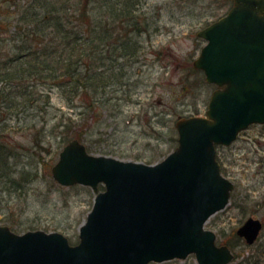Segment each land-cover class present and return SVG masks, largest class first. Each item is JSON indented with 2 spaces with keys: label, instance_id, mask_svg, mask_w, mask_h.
<instances>
[{
  "label": "rangeland",
  "instance_id": "374dc122",
  "mask_svg": "<svg viewBox=\"0 0 264 264\" xmlns=\"http://www.w3.org/2000/svg\"><path fill=\"white\" fill-rule=\"evenodd\" d=\"M231 3L89 0L88 11L97 29L100 23H107L118 26L124 36L129 31L126 43L122 48L100 47L104 48L98 53L101 61H96V55L91 57L92 68L103 69L106 74L102 82L99 77H84L83 81L97 79L95 86H102L92 95H75L74 88L71 93L72 82L67 86L68 93L55 86H38L49 90L43 95L48 99L39 98L36 104L25 106L15 103L7 110L0 121L5 125L0 140L5 157L9 155L8 172L0 171L6 173L0 175V225L6 224L19 234L34 229L58 231L71 244L78 243L79 228L96 193L88 185L62 186L54 180L50 170L60 150L81 132V142L93 155L147 164L165 158L177 145L175 121L205 114L215 89L192 65L205 44L197 31L224 15ZM13 9L15 4L0 0V21ZM122 51L134 54L123 57L119 55ZM104 81L108 82L105 86ZM68 95H72L70 102ZM89 103L92 108L87 107ZM68 115L74 119L72 125L57 127ZM216 155L223 175L234 182L235 188L225 208L209 216L205 227L214 231L218 243L228 244L233 250V261L228 264H264V228L253 244L247 245L235 234L248 216L258 217L264 227V125L253 124L233 144L218 146ZM149 264L197 262L194 255H189Z\"/></svg>",
  "mask_w": 264,
  "mask_h": 264
},
{
  "label": "water",
  "instance_id": "95a60500",
  "mask_svg": "<svg viewBox=\"0 0 264 264\" xmlns=\"http://www.w3.org/2000/svg\"><path fill=\"white\" fill-rule=\"evenodd\" d=\"M197 34L207 43L193 66L217 85L205 115L179 117L177 147L154 164L93 155L70 140L52 177L97 192L78 243L58 231L19 234L2 224L0 264H148L189 254L198 264L230 262L232 251L204 223L224 209L235 187L221 174L216 145H230L253 122L264 124V0H234ZM261 226L249 217L236 233L251 244Z\"/></svg>",
  "mask_w": 264,
  "mask_h": 264
},
{
  "label": "trees",
  "instance_id": "16d2710c",
  "mask_svg": "<svg viewBox=\"0 0 264 264\" xmlns=\"http://www.w3.org/2000/svg\"><path fill=\"white\" fill-rule=\"evenodd\" d=\"M6 1H9V5L15 4V9L9 11L10 15L3 14L0 21V103H3L0 108L5 111L0 110V113L3 112L0 121L5 118L7 110L15 107V103L25 106L36 104L39 98L48 99L43 95H48L49 90L46 92L38 86H47L49 89L55 86L63 93L70 89L72 93L74 88L73 94L85 92L84 96H89V92L92 95L102 87L95 86L97 79L83 81L89 75L87 79L99 77L102 82L106 75L100 65L101 70H97L98 67H95L96 71L92 68L91 57L94 55L95 58L96 55V61H101L98 53L104 48L100 47L122 48L129 31H125L124 36L118 26L113 28L107 23H100L97 29L88 11L89 0ZM82 23L85 26L80 28ZM133 54L119 52L120 56L128 58ZM71 82L72 87L68 89ZM107 83L104 81L102 85ZM18 95L20 97L17 101L15 98ZM68 99L70 102L72 95H68ZM87 107L92 108L90 103ZM72 121L74 119L68 115L58 122L57 127L63 126L66 129L72 125ZM4 128L5 125L0 122V139L4 135ZM75 137L81 140V132L75 134ZM4 153V143L0 140V171L7 173L9 155L5 157ZM6 173L0 172V175Z\"/></svg>",
  "mask_w": 264,
  "mask_h": 264
},
{
  "label": "flooded vegetation",
  "instance_id": "af4514ba",
  "mask_svg": "<svg viewBox=\"0 0 264 264\" xmlns=\"http://www.w3.org/2000/svg\"><path fill=\"white\" fill-rule=\"evenodd\" d=\"M249 128V127H248ZM247 128V129H248ZM246 130V129H245ZM245 130H243V131H245ZM243 132H241L238 136H237V138L242 134ZM236 138V139H237ZM243 223V222H242ZM241 223V224H242ZM263 222H262V229L260 230V232H259V234H258V237H259V235L261 234V232H262V230H263ZM236 233V232H235ZM238 237H239V240H242V241H244L247 245L249 244V243H247V241H246V239H244L243 237H241V236H239V235H237ZM258 240V238L254 241V243L256 242ZM253 244V243H252ZM233 258H234V256H233ZM233 258H232V260H233Z\"/></svg>",
  "mask_w": 264,
  "mask_h": 264
}]
</instances>
